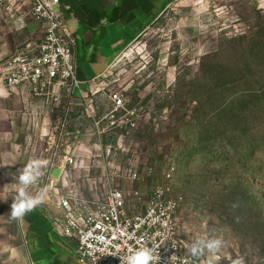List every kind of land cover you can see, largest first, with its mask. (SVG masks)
Masks as SVG:
<instances>
[{
	"label": "rangeland",
	"instance_id": "rangeland-1",
	"mask_svg": "<svg viewBox=\"0 0 264 264\" xmlns=\"http://www.w3.org/2000/svg\"><path fill=\"white\" fill-rule=\"evenodd\" d=\"M19 18L11 3L0 7V264L23 248L21 220L10 217L18 170L33 159L49 162L28 189L40 194L57 145L62 159L77 132L85 138L81 158L93 166L68 171L87 197L91 188L106 190L105 178L126 176L131 163L141 176L134 185L151 194L174 164V190L184 196L201 241L217 242V264H264V0H182L168 7L119 47L99 92L89 97L65 90L39 96L9 82L43 34ZM112 92L123 93L135 114L111 118ZM90 104L107 130L87 143L98 131ZM64 117L66 136L58 142ZM114 119H135L137 126H112Z\"/></svg>",
	"mask_w": 264,
	"mask_h": 264
},
{
	"label": "built area",
	"instance_id": "built-area-1",
	"mask_svg": "<svg viewBox=\"0 0 264 264\" xmlns=\"http://www.w3.org/2000/svg\"><path fill=\"white\" fill-rule=\"evenodd\" d=\"M7 3L15 7L22 23L31 20L43 32L40 43L29 49L21 71L9 76L11 84L21 83L36 95L47 97H53L55 91L58 95L63 90L70 95L81 91L85 97L99 92L98 81L102 76L91 79L87 90L82 88L83 82L77 78L76 51L80 37L70 30L61 9L68 10L70 5H63L61 0H0V7ZM59 98L57 96L56 99ZM109 98L113 105L109 113L111 118L123 110L126 114H135L136 109L129 111L126 108L123 93L112 92ZM86 111L98 127V131L88 134L89 143L96 134L105 133L107 128L100 126L104 119H94L93 104ZM117 122L119 125L127 123L129 128L137 126L135 119H114L111 125ZM66 126L67 119L64 117L56 128L58 142L65 138ZM80 135L77 132L72 136L75 145L65 150L62 159L60 145H57L46 189L50 199L40 205L58 235L76 241L75 256L79 262L120 264L119 258L141 247L152 248L158 255L154 264H217L221 260L222 253L217 249L209 251L205 248L199 258L191 255L194 243L200 242L202 235L195 218L185 213L184 196L174 190L173 179L177 170L174 164L166 169L164 182L151 194L138 184L134 185L139 183L141 176L135 164L131 163L126 176L113 183L105 178L106 190L99 195L91 188V197H87L81 190L78 177L71 179L68 171L69 168L89 170L93 166L85 165L81 158L85 138ZM121 140L122 137L119 138ZM94 152L92 147L91 154L100 156ZM107 166L122 171L121 165L108 163ZM54 169L59 170L57 177L53 175ZM60 186L70 188L61 189Z\"/></svg>",
	"mask_w": 264,
	"mask_h": 264
},
{
	"label": "crops",
	"instance_id": "crops-1",
	"mask_svg": "<svg viewBox=\"0 0 264 264\" xmlns=\"http://www.w3.org/2000/svg\"><path fill=\"white\" fill-rule=\"evenodd\" d=\"M180 1L61 0L71 6L61 9L70 30L80 37L77 78L82 88L87 90L91 79L107 73L125 41L139 37L164 10ZM20 227L23 248L13 253L9 264H86L75 256L76 241L61 238L41 206L28 213Z\"/></svg>",
	"mask_w": 264,
	"mask_h": 264
},
{
	"label": "clouds",
	"instance_id": "clouds-1",
	"mask_svg": "<svg viewBox=\"0 0 264 264\" xmlns=\"http://www.w3.org/2000/svg\"><path fill=\"white\" fill-rule=\"evenodd\" d=\"M48 163L47 160L33 159L30 160L22 170H18L19 175L17 179L19 181V188L10 206V217L12 219L23 220L28 213L34 211L44 203L46 189L42 190L38 195H33L28 189L43 175L42 169L46 167ZM205 248L209 251H213L218 248V244L215 241L207 243L202 241L195 242L191 249V255L195 258H199L204 254ZM158 258V255L154 254L152 248L141 247L119 259L120 264H154V261Z\"/></svg>",
	"mask_w": 264,
	"mask_h": 264
},
{
	"label": "bare ground",
	"instance_id": "bare-ground-1",
	"mask_svg": "<svg viewBox=\"0 0 264 264\" xmlns=\"http://www.w3.org/2000/svg\"><path fill=\"white\" fill-rule=\"evenodd\" d=\"M49 196V195H48ZM49 199H50V197H49ZM49 199H48V201H49Z\"/></svg>",
	"mask_w": 264,
	"mask_h": 264
}]
</instances>
